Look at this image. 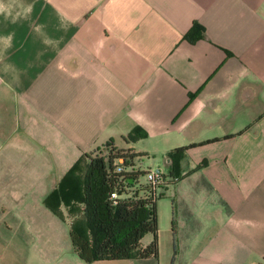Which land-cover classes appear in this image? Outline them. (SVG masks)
Listing matches in <instances>:
<instances>
[{"label":"crops","instance_id":"crops-1","mask_svg":"<svg viewBox=\"0 0 264 264\" xmlns=\"http://www.w3.org/2000/svg\"><path fill=\"white\" fill-rule=\"evenodd\" d=\"M136 128L167 236L157 260L90 264H264V0H0V264H87L83 205L46 200Z\"/></svg>","mask_w":264,"mask_h":264},{"label":"trees","instance_id":"trees-1","mask_svg":"<svg viewBox=\"0 0 264 264\" xmlns=\"http://www.w3.org/2000/svg\"><path fill=\"white\" fill-rule=\"evenodd\" d=\"M203 33L204 28L194 23L185 39L194 42ZM144 135L136 128L123 138L126 147ZM215 141H207L205 144ZM106 146L112 148L105 155H92L94 151L85 154L66 175L65 179L82 174L81 181L75 180L76 187L81 186L80 195L66 197L59 191L46 200V206L62 219L59 212L61 203L69 204L75 200L83 205L82 218L72 225L69 237L73 252L84 263L150 258L157 260L156 202L162 198L157 192L162 186L140 184L139 177L146 175V172L136 167L135 160L145 157L144 154L130 148L131 154L122 155L114 150L117 146L113 141L99 148ZM195 146L170 151L168 158L172 166L177 164L183 151ZM145 235H150L152 240L142 247L141 240Z\"/></svg>","mask_w":264,"mask_h":264},{"label":"rangeland","instance_id":"rangeland-1","mask_svg":"<svg viewBox=\"0 0 264 264\" xmlns=\"http://www.w3.org/2000/svg\"><path fill=\"white\" fill-rule=\"evenodd\" d=\"M112 146H106V147H102L99 148L98 150H94V152L92 153V155H96V154H100V155H105L107 152H109V150H111ZM116 152H119L122 155H129L130 153V147H126V145L122 142V143H118V147H115ZM162 160V159H161ZM162 162V161H161ZM157 163L155 160L153 161V159L148 160L146 157H140L138 159L135 160V165L138 169H140V171H147L149 169H156V168H160V169H164L163 163ZM139 182L140 184L145 185L146 184V177L145 175H141L139 177ZM165 202V206H167V202ZM163 203H159V207L162 208ZM169 226V221L168 219H164L162 214L158 215V236H160L161 241H163V237L167 236L166 230L167 227ZM169 230V229H168ZM165 231V234H164ZM149 238L148 235H145L142 240L141 243L144 244V242Z\"/></svg>","mask_w":264,"mask_h":264},{"label":"built area","instance_id":"built-area-1","mask_svg":"<svg viewBox=\"0 0 264 264\" xmlns=\"http://www.w3.org/2000/svg\"><path fill=\"white\" fill-rule=\"evenodd\" d=\"M145 177L146 183L155 187L163 186L166 183V176L159 168L147 170Z\"/></svg>","mask_w":264,"mask_h":264}]
</instances>
